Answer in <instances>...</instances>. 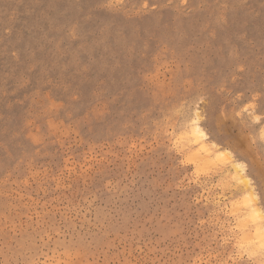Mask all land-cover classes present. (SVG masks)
Returning a JSON list of instances; mask_svg holds the SVG:
<instances>
[{"label": "rangeland", "instance_id": "374dc122", "mask_svg": "<svg viewBox=\"0 0 264 264\" xmlns=\"http://www.w3.org/2000/svg\"><path fill=\"white\" fill-rule=\"evenodd\" d=\"M194 111L264 212V0H0V264H264Z\"/></svg>", "mask_w": 264, "mask_h": 264}, {"label": "bare ground", "instance_id": "6f19581e", "mask_svg": "<svg viewBox=\"0 0 264 264\" xmlns=\"http://www.w3.org/2000/svg\"><path fill=\"white\" fill-rule=\"evenodd\" d=\"M190 114L181 123V131L177 132H181V134L180 136L176 135L177 139H179L177 142L179 141L183 147L180 146L182 149L185 147L189 153L192 151L191 159L188 158V160H192V164H195L194 166L202 167L208 164V167L212 166V169L214 168L215 171L221 172L219 175L226 183L221 187L228 186V189L229 187H234L235 190L242 188L243 191L245 190L243 204L236 209L243 212V215L245 214L244 216L247 217V220L243 219L244 224L246 225L247 223L248 225L247 234L244 235L245 238L243 239V249L248 255L264 261V220L262 215L264 212L259 206H256V203H258L257 195L253 190L251 178L246 173L242 174V171H239L240 169L238 168L242 167V165L239 162L231 161L230 153L227 152L226 155H223L224 153L222 154L220 151L221 148L219 149L216 144L207 140L199 121V115L195 111ZM194 147L196 150L194 149L193 151Z\"/></svg>", "mask_w": 264, "mask_h": 264}]
</instances>
